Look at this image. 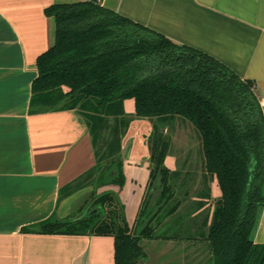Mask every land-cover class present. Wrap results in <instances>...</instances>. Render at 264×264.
Instances as JSON below:
<instances>
[{"label":"trees","instance_id":"trees-1","mask_svg":"<svg viewBox=\"0 0 264 264\" xmlns=\"http://www.w3.org/2000/svg\"><path fill=\"white\" fill-rule=\"evenodd\" d=\"M44 14L54 21V43L36 59L29 111L77 110L88 126L96 165L60 191L63 198L92 186L86 213L50 217L21 232L113 236L114 264L142 262V239L185 238L180 231L192 212L178 209L189 195L188 177L165 166L170 140L157 128L149 140L148 185L133 226L116 191H96L124 184L120 151L129 117L123 102L131 98L134 117L162 122L179 117L196 131L202 188L191 207L207 203L212 180L220 192L209 224L208 212L194 218L201 217L198 229L207 227L203 238L212 264H264V244L252 240L264 204V116L255 84L100 0L54 3Z\"/></svg>","mask_w":264,"mask_h":264},{"label":"crops","instance_id":"crops-1","mask_svg":"<svg viewBox=\"0 0 264 264\" xmlns=\"http://www.w3.org/2000/svg\"><path fill=\"white\" fill-rule=\"evenodd\" d=\"M77 1L85 0H0V264H114L113 236L21 232L50 217H69L75 195L92 190L86 186L60 198L62 188L96 165L82 115L75 109L29 111L36 59L54 43V21L44 9ZM100 5L212 56L253 82L258 101L264 96V0H100ZM127 104L133 113V99H125ZM149 156L123 136L124 184L100 188L118 193L129 226L148 185ZM164 163L181 170L177 158L166 155ZM219 196L214 179L201 209L191 207L196 197L186 198L178 209L192 212L180 231L185 238L142 239L145 257L138 264H212L203 238L207 227L198 229L201 220L196 224L194 218L206 211L209 224ZM252 240L264 244V204Z\"/></svg>","mask_w":264,"mask_h":264},{"label":"rangeland","instance_id":"rangeland-1","mask_svg":"<svg viewBox=\"0 0 264 264\" xmlns=\"http://www.w3.org/2000/svg\"><path fill=\"white\" fill-rule=\"evenodd\" d=\"M124 112L129 117V124L123 134L127 135L134 142V148L149 151V140L152 138L157 128L163 137L170 140L168 157L177 158V163L183 175L188 177L186 189L189 191L187 198L196 197L201 185V155L199 152V142L196 131L188 121L179 117L162 122L156 118L134 117L133 113L128 112L129 105L123 106ZM123 138V137H122ZM165 164V163H164ZM166 166V165H165ZM189 175V176H188ZM91 190V187H90ZM100 191V188L96 190ZM185 188L181 190L183 194ZM90 191H79L72 201L70 217L86 213L89 206ZM206 212V211H205ZM203 215V214H202ZM76 217V216H75ZM201 220V217L197 218Z\"/></svg>","mask_w":264,"mask_h":264},{"label":"built area","instance_id":"built-area-1","mask_svg":"<svg viewBox=\"0 0 264 264\" xmlns=\"http://www.w3.org/2000/svg\"><path fill=\"white\" fill-rule=\"evenodd\" d=\"M260 107H261V110H262V112L264 113V96H262L261 98H260Z\"/></svg>","mask_w":264,"mask_h":264}]
</instances>
